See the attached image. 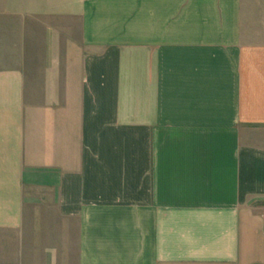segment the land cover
Masks as SVG:
<instances>
[{
    "label": "crops",
    "instance_id": "crops-1",
    "mask_svg": "<svg viewBox=\"0 0 264 264\" xmlns=\"http://www.w3.org/2000/svg\"><path fill=\"white\" fill-rule=\"evenodd\" d=\"M0 264H264V0H0Z\"/></svg>",
    "mask_w": 264,
    "mask_h": 264
},
{
    "label": "rangeland",
    "instance_id": "rangeland-1",
    "mask_svg": "<svg viewBox=\"0 0 264 264\" xmlns=\"http://www.w3.org/2000/svg\"><path fill=\"white\" fill-rule=\"evenodd\" d=\"M245 2H246V1H245ZM245 2L243 3V4H244V6L246 5V4H245ZM37 24H39V21L37 22ZM35 35L39 36V34H38V33H36Z\"/></svg>",
    "mask_w": 264,
    "mask_h": 264
}]
</instances>
